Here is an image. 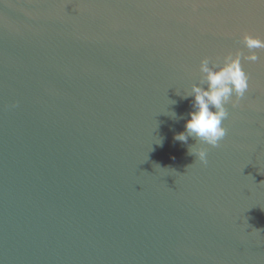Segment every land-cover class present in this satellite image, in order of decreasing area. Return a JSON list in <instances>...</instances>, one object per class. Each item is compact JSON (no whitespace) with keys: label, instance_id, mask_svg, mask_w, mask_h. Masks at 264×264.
Listing matches in <instances>:
<instances>
[{"label":"water","instance_id":"water-1","mask_svg":"<svg viewBox=\"0 0 264 264\" xmlns=\"http://www.w3.org/2000/svg\"><path fill=\"white\" fill-rule=\"evenodd\" d=\"M245 34L261 0H0V264H264V49L220 146L174 139Z\"/></svg>","mask_w":264,"mask_h":264},{"label":"clouds","instance_id":"clouds-1","mask_svg":"<svg viewBox=\"0 0 264 264\" xmlns=\"http://www.w3.org/2000/svg\"><path fill=\"white\" fill-rule=\"evenodd\" d=\"M242 43L248 50L246 56L239 51H229L211 64L208 57L200 60L201 79L199 84H192L190 91L183 96L184 99L191 97V111L184 121V131L174 135L176 141L187 144L191 137L211 147L220 146V141L227 135V129L223 127V121L229 115L226 106L238 107L250 88V78L242 70L241 58L257 62L260 58L255 50L264 49V39L259 37L245 34ZM171 115L175 117L176 114ZM193 146L189 145L188 154L206 165V149L194 150Z\"/></svg>","mask_w":264,"mask_h":264},{"label":"snow or ice","instance_id":"snow-or-ice-1","mask_svg":"<svg viewBox=\"0 0 264 264\" xmlns=\"http://www.w3.org/2000/svg\"><path fill=\"white\" fill-rule=\"evenodd\" d=\"M238 2H244V0H238ZM261 3H264V0H261ZM261 39H264V35H261L260 37ZM249 75V74H248ZM249 78H250V75H249Z\"/></svg>","mask_w":264,"mask_h":264}]
</instances>
